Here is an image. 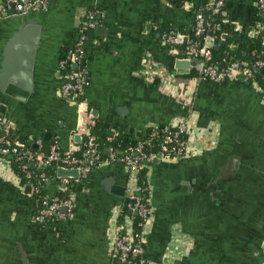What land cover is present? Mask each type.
I'll use <instances>...</instances> for the list:
<instances>
[{
  "label": "crops",
  "instance_id": "obj_1",
  "mask_svg": "<svg viewBox=\"0 0 264 264\" xmlns=\"http://www.w3.org/2000/svg\"><path fill=\"white\" fill-rule=\"evenodd\" d=\"M210 1L46 0V9L36 13L46 40L38 54L35 94L25 101L9 97L4 90L12 83L8 76H0V115L8 118L13 137L20 142L25 137L23 144L31 143L33 150L43 138L55 140L62 151L76 153L88 135L112 141L118 131H123L126 139L149 135L156 141L158 130L178 119L188 123L190 154L175 164L167 162L176 167L207 163L224 149L232 130L240 128V134L250 139L253 133L264 138V92L258 85H247L239 76L219 85L202 82L203 66L195 63L191 69L187 65L177 68L178 60L189 59L178 58L174 45L164 40L169 31L192 29L195 11L205 7L207 13ZM92 11L97 12L96 26L103 28L105 35L101 31L90 35L96 26L86 31L87 50L93 48L94 57L83 67L89 81L83 96L67 101L61 94L59 61L76 46L79 30ZM222 15V24L236 33L248 32L251 37L264 34V11L256 0H226ZM16 25L0 15V64L3 47ZM207 45L213 47L214 40L208 38ZM259 148L264 151V141ZM250 159L243 161L260 166ZM115 164L95 169L86 178L65 179L77 187L70 195L76 211L69 218L51 219L43 225L34 220L33 188L26 193V186L32 185L22 184L11 158L0 155V235H9L10 239L24 235L35 255L33 264H52L55 259V263L65 264L67 255L74 258L70 264H115L117 225L112 222L113 211L126 204L125 197L113 194L111 189L115 184L127 192L129 180L128 169ZM160 166L157 163L147 170L154 208L144 229L147 264H264V227L254 232L257 236L250 247L245 240L239 245L249 248L245 261L243 257L227 262L225 255L210 253L224 245L203 240L208 223L194 211L185 215L178 209H168L163 201ZM63 181L57 171L47 179L43 185L47 197H58L66 187ZM104 185H108L107 192ZM211 201L208 199L207 204L216 213L211 220L224 243L230 228L228 201ZM254 205L255 216L264 218L256 201ZM247 224L250 227L251 223ZM0 247V264H15L17 255L12 253V245L2 243ZM7 250L11 251L10 258H6Z\"/></svg>",
  "mask_w": 264,
  "mask_h": 264
},
{
  "label": "water",
  "instance_id": "obj_2",
  "mask_svg": "<svg viewBox=\"0 0 264 264\" xmlns=\"http://www.w3.org/2000/svg\"><path fill=\"white\" fill-rule=\"evenodd\" d=\"M36 13L37 11L29 9L24 13H16L12 10L8 14L2 15L14 21L17 25L3 47L0 76L2 75V79L8 76V79L12 83L4 90L6 94L20 101H25L30 94H35L34 82L38 54L42 44L46 40L44 28L39 23ZM204 16L207 18V13H204ZM103 30V28L101 29L99 26H96L95 30H90L89 33L91 35L92 32L97 31L98 33L101 31L104 36L103 32L105 31ZM182 40L183 38L180 36L178 42ZM73 49L74 47L71 48V50ZM216 49L218 50V47ZM262 55L264 56V40ZM93 60V48H89L83 62L80 65H74L73 68L78 70L80 67H86ZM195 63L201 64L204 67L201 60L193 59L187 61L178 60L177 68L180 69L181 66L187 65L191 69ZM253 70L261 73L264 77L263 70L259 68H254ZM239 77L242 80L244 79L242 75H239ZM86 81H89L88 75ZM2 84H5V82ZM249 84L251 83L247 81V85ZM244 129L249 130L247 127H244ZM131 131L133 132V129ZM240 132H243L240 128L239 131H230L229 136L226 138L227 142L224 149L216 154L213 159L202 165L176 167L167 162L160 163L162 165L160 168L163 169L164 204L172 212L174 209H178L180 214L183 211L185 215H188V211L192 210L199 216V219H202V222L208 223V227L204 229L203 240L217 241L216 244L224 245L220 250H210L209 252L216 255L219 252V255H225L227 262L243 257L245 261V258L249 254V248H240L239 245L248 241L245 242V245H249L250 247L257 236L254 232L259 227H264V218L261 219V215L258 218L255 216L256 207L254 205L256 201L259 213H264V151L259 148L264 138H259L258 134L253 133L254 138L250 139L249 136H242ZM183 136L188 139L187 134ZM24 141L25 137H22L21 143H24ZM35 149H37L36 146ZM247 157L251 158V162L257 163L260 166L255 167V165L245 164L243 159ZM258 159L259 162H257ZM171 163L175 164L174 162ZM23 164H26V161ZM115 165L124 166L121 162H117ZM32 167L36 168L35 165H32ZM55 170L62 180L81 179L82 177L81 171L78 168L66 169L56 167ZM104 178H106L105 175ZM22 184L25 185L26 181L22 180ZM104 186L107 192L108 185ZM111 192L119 197H125V204L129 202L126 197L125 187L114 184ZM26 193H31V186H26ZM208 199L209 201L212 200L215 204L220 203L221 199L228 201L226 206L228 205L229 207L227 211L230 214V228L228 236L223 238L224 243L222 242V236L218 235V226L211 220V217L216 213L213 214L211 212V208L207 204ZM114 209H117V207ZM219 210H221V207H219ZM219 210L215 212L218 213ZM62 211L66 212V209L63 208ZM75 211L76 209L73 213ZM248 216L249 218H247ZM247 223H251L250 227ZM8 236H4V234L0 235V246L2 243H10L12 245V253L15 256L17 255L15 264H33L35 262V255L29 246L28 239L24 235L12 239ZM10 253V250L6 251V258H10ZM71 258L67 255L65 257V264H70L71 260L74 259ZM55 261L52 264H57Z\"/></svg>",
  "mask_w": 264,
  "mask_h": 264
},
{
  "label": "built area",
  "instance_id": "obj_3",
  "mask_svg": "<svg viewBox=\"0 0 264 264\" xmlns=\"http://www.w3.org/2000/svg\"><path fill=\"white\" fill-rule=\"evenodd\" d=\"M226 0H212L208 3V8L218 11L224 7ZM258 7L264 11V0H256ZM47 7L46 0H0V15L8 14L10 11L16 13H24L27 10L42 11ZM97 12L88 13L84 23L80 28V39L74 49L69 52L68 59L59 61V69L62 73L66 65H80L86 58L87 46L86 36L87 30L97 25ZM194 28L197 35H201L205 31V17L200 13L194 14ZM179 35L174 31H169L164 35L165 42L173 46L179 40ZM204 45L200 48L194 44L189 45V51L194 59L202 61L204 67L200 80L211 84H222L231 80L234 76L242 75L246 81L255 84L254 70L247 63H232L226 69H218L212 64V47ZM256 67L264 71V61L256 62ZM63 78V77H62ZM66 81H62L61 94L67 101H73L84 95V89L87 85L86 72L83 67L70 73L66 77ZM189 126L185 121L169 123L163 129L160 137V143L155 150L146 151L145 144L139 143L136 147L131 148L128 153L122 157H118L114 151H111L107 157L101 153L97 138L94 135H88L85 142V149L81 155L77 156L74 152L62 151L58 144L54 145L48 155L40 152L42 142L37 141L36 150H33L16 138L11 133V124L5 116L0 115V155L3 157H14L22 163L23 170L26 171L27 178L32 175L28 171L29 165H35L38 169H44L53 164H61L58 167L73 169L78 168L82 177L86 178L93 170L103 168L117 162H121L128 169L129 180L126 196L128 203L120 210L117 208L113 214V225L116 226V238L114 243V259L122 264H147L144 258V229L150 218L154 214V208L149 199L150 187L141 186L138 182V174L144 168L150 169L151 166L162 162H174L185 159L190 154L189 142L184 138V134L188 135ZM159 135L157 136V139ZM26 161V164L23 162ZM81 180H77L80 182ZM66 185L67 181H63ZM33 191L35 187L32 185ZM148 195V197H146ZM41 210L37 216H34L35 222L43 223L45 220L66 219L73 215L75 203L72 199H61L59 197H46L41 202ZM65 208L66 212L62 211ZM136 213V214H135ZM138 218V219H137ZM120 219L121 222H120ZM139 220V221H138ZM142 228L140 232L137 228Z\"/></svg>",
  "mask_w": 264,
  "mask_h": 264
},
{
  "label": "trees",
  "instance_id": "obj_4",
  "mask_svg": "<svg viewBox=\"0 0 264 264\" xmlns=\"http://www.w3.org/2000/svg\"><path fill=\"white\" fill-rule=\"evenodd\" d=\"M226 1L224 7L215 11L214 9L207 8V18H205V31L201 35H197L195 28L181 30L178 33L182 36L183 40L177 42L174 47L177 49L179 54L178 58H187L193 60L194 56L191 55L189 51V45L194 44L196 47L200 48L204 45V42L208 38L214 40V46L212 47V64L218 69H226L232 63H247L249 67L254 69L256 62L259 60L264 61V56L262 55V45L264 34L260 33L255 37H251L248 32L236 33L233 30H230L223 23L222 11L225 9ZM205 7H199L195 13H200L204 15ZM194 13V14H195ZM205 17V16H204ZM226 33L225 37L223 34ZM219 47L217 50L216 47ZM68 54H65L61 60H67ZM74 72L73 65L67 64L65 70L62 71L63 82L66 81L68 74ZM193 74L192 76H194ZM255 75V84L258 85L264 92V77L261 73L254 71ZM197 76V74H196ZM202 75H200L201 77ZM163 130H158L159 138L156 141H153L149 135L144 136L142 139H126V134L123 131H118V135L112 141L107 139H98L97 143L99 149L104 157L114 151L118 157H122L130 151L131 148L136 147L139 143H146L145 150L151 151L154 147H158L160 143V137L162 136ZM15 138V137H14ZM42 147L40 152L48 155L54 145L57 144L55 140H46L41 139ZM147 142L149 144H147ZM26 146L33 149L31 143H26ZM85 149V143L81 147L80 151L76 152L75 155H81L82 151ZM11 164L16 172V174L27 184L33 185L35 191L33 194V203H34V212L37 216L41 210V202L44 198L47 197L45 191L43 190V185L46 183V180L52 178L56 174L55 168L61 164H53L52 166L46 167L44 169L33 168L32 165H29L28 171L31 173L32 177L27 178L26 171L22 168V163L17 161L14 157H11ZM147 168H144L138 174V182L141 186H147ZM46 179V180H45ZM77 187L73 184H68L64 189L59 193L58 197L61 199H69L71 193L75 192ZM148 197V195L146 196ZM138 219V218H137ZM122 219H120L121 222ZM139 221V220H138ZM46 220L41 223L45 224ZM142 232V228H137ZM115 264H122L119 261Z\"/></svg>",
  "mask_w": 264,
  "mask_h": 264
}]
</instances>
